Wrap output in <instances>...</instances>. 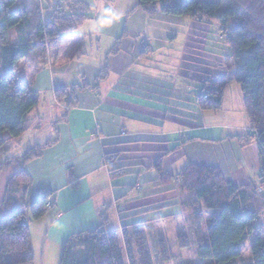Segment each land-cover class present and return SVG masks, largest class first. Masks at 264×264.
<instances>
[{
  "label": "crops",
  "instance_id": "0c3cea01",
  "mask_svg": "<svg viewBox=\"0 0 264 264\" xmlns=\"http://www.w3.org/2000/svg\"><path fill=\"white\" fill-rule=\"evenodd\" d=\"M160 16L164 17L149 19ZM177 19L186 20L180 23L186 28V39L177 56L169 54L167 65L163 66L161 57L152 58L147 39L138 45V38L132 41L128 36L117 54L107 53L106 79L96 91H78L70 109L56 102L54 90L83 85L94 89L103 67L80 65L82 58L68 62L50 55V68L43 65L38 73L37 65L34 67L35 74L28 81L38 104L29 114L30 129L10 143L7 156L19 158L35 145L55 141L41 158L26 165V171L32 180L28 203L48 193L53 202V209L43 218L29 223L31 236L42 235L45 241L52 237L48 245L58 255L69 237L96 229L102 214H106L109 227L119 230L143 225L146 231L182 216L189 218L177 190L160 185L158 173L152 169L159 161L164 170L173 173L188 164L219 168L226 182L238 186L252 182L256 177L251 173L259 177L257 145L246 139L248 118L241 128L218 124L197 102L202 89L225 76L222 65L217 69L208 66L204 53L196 49L211 42V30L205 33L206 39L201 38L195 32L202 27L200 22ZM101 31L111 39L109 51L123 33L120 22ZM177 34L169 36V45ZM208 46L216 55L222 51ZM232 84L224 89L222 106L224 93ZM236 96L244 107L240 87ZM226 131L239 134L224 136ZM110 156L115 157L110 160ZM19 171L13 164L0 174V203L8 181Z\"/></svg>",
  "mask_w": 264,
  "mask_h": 264
},
{
  "label": "trees",
  "instance_id": "16d2710c",
  "mask_svg": "<svg viewBox=\"0 0 264 264\" xmlns=\"http://www.w3.org/2000/svg\"><path fill=\"white\" fill-rule=\"evenodd\" d=\"M50 6L48 0H0V174L13 164L20 167L7 183L0 203V264H34L29 223L39 221L53 209L51 194L28 203L32 184L26 165L42 157L55 143L35 145L19 158L7 156L9 145L30 129L29 114L38 104L37 93L19 66L45 65L48 56L68 62L86 55L85 39L76 31L90 21L88 6L77 0H65ZM137 9L149 18L158 15L189 18L196 22H216L225 45L222 68L224 78L208 85L198 95L201 111H219L223 92L231 82L242 92L251 131L247 143L254 141L260 158L259 183L264 190V0H136ZM127 37L126 30L108 55H115ZM108 75L105 65L95 79L94 89L56 88L54 98L66 109L75 106V95L96 91ZM207 96L204 99V96ZM117 157V155H115ZM110 156V160L115 157ZM154 169L163 188L177 190L181 207L192 221L197 242V257L206 264H264V228L259 226L260 212L256 186L240 187L226 182L219 168L186 165L179 173L164 170L161 161ZM93 230L74 234L66 241L59 264H153L148 234L143 225L109 227L106 214ZM207 220V221H206ZM206 221L205 228H203ZM248 241L250 257L242 260ZM157 255L162 262L172 259L169 242L158 241ZM191 246L186 235L178 238L180 250Z\"/></svg>",
  "mask_w": 264,
  "mask_h": 264
},
{
  "label": "rangeland",
  "instance_id": "374dc122",
  "mask_svg": "<svg viewBox=\"0 0 264 264\" xmlns=\"http://www.w3.org/2000/svg\"><path fill=\"white\" fill-rule=\"evenodd\" d=\"M82 4L88 6V17L90 21L85 22L82 27L76 31V36H81L85 39L86 44V55L82 57L80 65L85 67H105L107 65V53L109 51L108 47L110 43L109 35H106L101 31V29L92 28L93 22H95L98 17L101 15L104 8L111 7L118 11H122L124 14L120 19V24L122 25L123 31L126 30L127 37L133 41L137 40V44H140L141 40L147 39L150 42V46L152 49L151 54L152 58L159 59L160 57L165 61L164 65L168 64V59L171 54L172 58L177 56L185 43L186 39V28L184 25L180 23H185L186 20H179L174 17H166V19L161 21L159 19L164 17H157L149 19V17L140 9H137V1L136 0H77ZM84 3H83V2ZM50 6H59L60 4L65 3V0H48ZM156 17V16H155ZM166 21H170V23H166ZM202 27L200 29H196L195 32H198V36L201 38H205V33L210 31V34L213 37L210 38V43L208 45L216 46L217 49H220L219 54H214L213 52L208 50V45L203 49L197 46L196 49L204 53V57L207 59L208 66L213 68H218L219 65H223L225 62V53L229 52V48L225 45V41L222 33H220L221 27L216 22H201ZM122 31V32H123ZM173 32H177V39L172 45H169V36L173 34ZM126 37V39H127ZM206 39V38H205ZM166 41V42H165ZM144 44V43H143ZM142 44V45H143ZM172 46V47H170ZM201 46V45H200ZM216 49V48H215ZM225 51V52H224ZM223 52V54H222ZM216 53V52H215ZM214 54L216 56H213ZM51 58H53V55ZM53 60V59H52ZM39 66V67H38ZM37 65L36 72L40 73L43 70V67L50 66V62L48 65V61L45 66ZM34 65L32 67H27L26 64H22L19 66V70L23 71L24 77L27 79L31 78L34 75L35 71ZM46 67V68H47ZM50 68V67H49ZM90 69V68H89ZM212 74L215 73L214 70H211ZM37 73V74H38ZM29 82V81H28ZM239 86L233 83L226 89L224 93L223 106L219 111H205L208 114V117L214 119L215 122H219L218 124H223L227 126H233L237 128H241L242 126L247 125V115L245 113V108L242 106L241 101H238L236 96V89ZM200 90V89H196ZM44 94V93H43ZM47 94V93H45ZM43 99H45V95H43ZM48 99V98H47ZM51 99V98H50ZM241 104V105H240ZM209 121H207V124ZM251 129H247V133H249ZM239 134L238 131H226L224 132V136ZM16 154V152L14 153ZM18 154V153H17ZM18 156V155H16ZM253 181L246 182L245 184L239 185L240 187H250L256 186L258 189V195H263L264 190H262L259 177L255 174L251 173ZM254 208L260 212V220L258 221L259 226L264 228V198L258 199V202L255 203ZM187 219V220H186ZM207 221V220H206ZM206 221H204L203 228H205ZM191 223V224H190ZM192 221L189 218L185 217L180 220H174L167 223H162L159 225H155V227H149L146 230L149 239L150 250L153 255V264H206V262H202L197 257V242L194 232L192 231ZM182 235H186L190 239L191 246L188 249L180 250L178 247V238ZM51 239H53L51 237ZM51 239L45 241V237L42 235H33L31 236L32 245H33V254H34V264H59L60 255L51 245ZM162 239L169 242L170 252L172 254V259L169 262H162V260L157 255L158 253V240ZM251 245V241H248L246 247L244 248V253L242 260L247 262L250 254L249 247ZM56 253V254H55Z\"/></svg>",
  "mask_w": 264,
  "mask_h": 264
},
{
  "label": "clouds",
  "instance_id": "9594fccd",
  "mask_svg": "<svg viewBox=\"0 0 264 264\" xmlns=\"http://www.w3.org/2000/svg\"><path fill=\"white\" fill-rule=\"evenodd\" d=\"M122 11H118L114 8L107 7L104 8L101 15L98 19L93 22L92 28L94 29H103V28H110L114 24L118 23L123 16Z\"/></svg>",
  "mask_w": 264,
  "mask_h": 264
},
{
  "label": "built area",
  "instance_id": "2783aa9c",
  "mask_svg": "<svg viewBox=\"0 0 264 264\" xmlns=\"http://www.w3.org/2000/svg\"><path fill=\"white\" fill-rule=\"evenodd\" d=\"M206 98H207V96L205 95V96H204V99H206Z\"/></svg>",
  "mask_w": 264,
  "mask_h": 264
}]
</instances>
